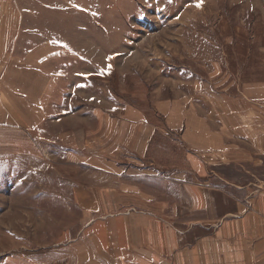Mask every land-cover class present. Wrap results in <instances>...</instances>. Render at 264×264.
<instances>
[{
  "label": "rangeland",
  "instance_id": "obj_1",
  "mask_svg": "<svg viewBox=\"0 0 264 264\" xmlns=\"http://www.w3.org/2000/svg\"><path fill=\"white\" fill-rule=\"evenodd\" d=\"M0 85V264L79 236L99 116L147 115L167 178L264 180V0H0Z\"/></svg>",
  "mask_w": 264,
  "mask_h": 264
},
{
  "label": "crops",
  "instance_id": "obj_2",
  "mask_svg": "<svg viewBox=\"0 0 264 264\" xmlns=\"http://www.w3.org/2000/svg\"><path fill=\"white\" fill-rule=\"evenodd\" d=\"M128 114L98 117L80 189L85 225L48 264H264V180L186 182L200 165L194 152L187 171L167 178L150 149L158 126L140 110Z\"/></svg>",
  "mask_w": 264,
  "mask_h": 264
},
{
  "label": "snow or ice",
  "instance_id": "obj_3",
  "mask_svg": "<svg viewBox=\"0 0 264 264\" xmlns=\"http://www.w3.org/2000/svg\"><path fill=\"white\" fill-rule=\"evenodd\" d=\"M197 6L199 7L200 5L198 4Z\"/></svg>",
  "mask_w": 264,
  "mask_h": 264
}]
</instances>
